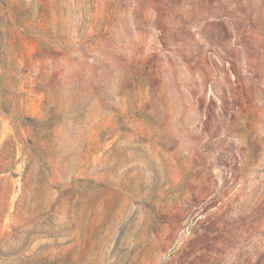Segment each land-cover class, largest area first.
<instances>
[{
    "label": "rangeland",
    "instance_id": "374dc122",
    "mask_svg": "<svg viewBox=\"0 0 264 264\" xmlns=\"http://www.w3.org/2000/svg\"><path fill=\"white\" fill-rule=\"evenodd\" d=\"M0 264H264V0H0Z\"/></svg>",
    "mask_w": 264,
    "mask_h": 264
}]
</instances>
